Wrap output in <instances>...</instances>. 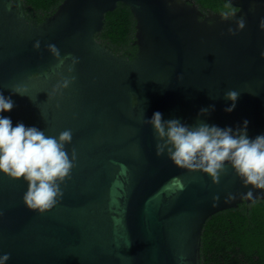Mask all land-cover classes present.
<instances>
[{
    "label": "water",
    "instance_id": "95a60500",
    "mask_svg": "<svg viewBox=\"0 0 264 264\" xmlns=\"http://www.w3.org/2000/svg\"><path fill=\"white\" fill-rule=\"evenodd\" d=\"M118 2L136 20L130 59L94 37ZM232 2L238 11L225 20L192 0H62L38 23L21 0H0V92L14 102L4 115L13 126L23 122L48 135L71 129L66 148L77 156L61 184L63 198L43 214L24 205L22 178L0 173V254H11L7 264H201L205 221L250 202L241 194L252 186L230 166L214 183L203 171L175 166L166 153L157 156L145 120L155 111L189 125L235 128L247 119L249 137L264 133V0ZM240 17L244 29L230 34ZM49 44L67 57L63 65ZM72 56L79 62L69 73ZM229 90L239 92L232 112L224 110ZM210 105L214 111L198 116ZM252 190L264 199V190ZM229 193L236 199H226Z\"/></svg>",
    "mask_w": 264,
    "mask_h": 264
},
{
    "label": "clouds",
    "instance_id": "9594fccd",
    "mask_svg": "<svg viewBox=\"0 0 264 264\" xmlns=\"http://www.w3.org/2000/svg\"><path fill=\"white\" fill-rule=\"evenodd\" d=\"M180 3V0H176ZM232 0H226L221 19H229L237 13ZM235 29L228 28V32L235 35L245 27L243 17L236 19ZM259 27L264 30V18H261ZM34 47L39 49L40 42L36 41ZM47 47L63 65L67 57L61 56L55 44ZM260 55L264 57V51ZM79 58L72 56L71 66L67 71L71 73ZM75 80L62 77L53 86V94L61 92ZM14 93L24 94L20 89H12ZM239 92L229 90L225 97L232 101L224 110L232 112L236 107ZM14 107L10 96L0 92V173L6 174L12 179H23L27 184L22 200L24 205L32 211L40 214L51 210L63 198L61 184L70 178L75 161L76 152L73 149L71 155L66 145L72 142V130L66 129L58 136L48 135L37 126H26L23 122H17L13 126L11 117L4 115ZM59 107V105H57ZM215 110V105L202 107L199 115L207 114ZM150 124L156 134V155L165 153L173 164L187 170H200L209 174L214 183H219L221 173L230 166L240 178L243 186L252 188L241 194L255 203L254 189L264 190V133L249 137V121L244 119L235 128L232 126L220 127L216 124L201 122L189 125L178 118L163 119L160 111H155L151 118L145 120ZM219 199L218 196L214 197ZM228 200H235L236 195L229 193ZM0 215L3 212L0 211ZM11 254H0V264H7Z\"/></svg>",
    "mask_w": 264,
    "mask_h": 264
},
{
    "label": "trees",
    "instance_id": "16d2710c",
    "mask_svg": "<svg viewBox=\"0 0 264 264\" xmlns=\"http://www.w3.org/2000/svg\"><path fill=\"white\" fill-rule=\"evenodd\" d=\"M203 13H220L226 0H192ZM62 0H21L29 20L38 23L50 16ZM136 20L130 8L118 2L104 14L94 37L115 54H135ZM201 264H264V199L243 200L205 221L200 240Z\"/></svg>",
    "mask_w": 264,
    "mask_h": 264
},
{
    "label": "flooded vegetation",
    "instance_id": "af4514ba",
    "mask_svg": "<svg viewBox=\"0 0 264 264\" xmlns=\"http://www.w3.org/2000/svg\"><path fill=\"white\" fill-rule=\"evenodd\" d=\"M206 14V13H205ZM119 55H122V56H125V57H127V58H132L133 56H134V54H132V53H126V54H119ZM135 101V100H134Z\"/></svg>",
    "mask_w": 264,
    "mask_h": 264
}]
</instances>
